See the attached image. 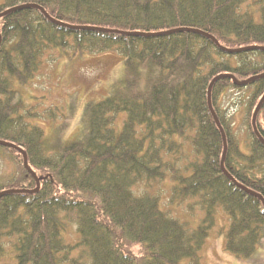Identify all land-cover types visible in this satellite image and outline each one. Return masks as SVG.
<instances>
[{"label": "trees", "instance_id": "trees-1", "mask_svg": "<svg viewBox=\"0 0 264 264\" xmlns=\"http://www.w3.org/2000/svg\"><path fill=\"white\" fill-rule=\"evenodd\" d=\"M246 2L0 0V257L8 242L12 264H200L214 205L230 219L225 249L255 255L264 237V100L259 135L251 120L264 96V1H252L258 13ZM54 51L116 52L123 62L124 77L85 104L70 141L49 142L21 97ZM229 92L245 98L244 142L221 104ZM165 179L173 198L206 208L195 228L134 192Z\"/></svg>", "mask_w": 264, "mask_h": 264}, {"label": "rangeland", "instance_id": "rangeland-1", "mask_svg": "<svg viewBox=\"0 0 264 264\" xmlns=\"http://www.w3.org/2000/svg\"><path fill=\"white\" fill-rule=\"evenodd\" d=\"M252 1L247 0L243 9L254 8V11L260 12V4L253 6ZM262 4L264 6V2ZM256 18L260 20L259 14ZM123 77V62L116 52L61 58L54 51L43 60L29 85L21 87V97L26 107L38 114L30 121H36L49 142L56 139L70 141L80 135L85 104L107 97L112 87ZM221 102L237 139L244 142L247 138L244 125L245 98L242 93L229 92ZM134 192L158 197L163 211L189 224L190 228H195L206 213V208L201 207L198 198L183 201L173 198L168 179L140 183ZM212 212L214 225L200 251V264H264V237L257 243L255 255L250 260L238 259L225 249V234L230 224L228 215L220 205H214ZM74 229L72 226L64 234L66 241L71 244L78 240ZM2 247L4 254L0 257V264H12V243L4 242Z\"/></svg>", "mask_w": 264, "mask_h": 264}, {"label": "water", "instance_id": "water-1", "mask_svg": "<svg viewBox=\"0 0 264 264\" xmlns=\"http://www.w3.org/2000/svg\"><path fill=\"white\" fill-rule=\"evenodd\" d=\"M253 79H254V78H253ZM253 79H250V80H253ZM213 82H214V81H212V83L210 84V86H209V88H208V105H209L210 110L212 109V107H211V104H210V98H209V97H210V91H211V87H212ZM247 82H248V81L246 80V81L240 82L239 84H240V85H244V84H246ZM263 100H264V96L262 97V99H261L260 102L258 103V105H257V107H256V109H255V111H254V113H253L252 120H251L252 128L254 129V131H255V133H256L257 135H259V134L257 133L256 127H255V118H256V114H257V112L259 111L260 105H261V103L263 102ZM213 117H214V120H215L216 125L219 127L220 132H221V134H222V138H223V142H224V152H223V158H224L225 149H226L225 136H224V133H223V131H222V128H221V126H220V124H219V121L217 120V118H216V116H215L214 114H213ZM3 145L8 146V147H13V148H14V146H13V145H10V144H3ZM19 151L21 152V150H19ZM23 158H24V155H23ZM221 165H222V162H221ZM24 166H25V168H27V164H26L25 158H24ZM27 169H28V168H27ZM222 169H223V166H222ZM224 171H225V170H224Z\"/></svg>", "mask_w": 264, "mask_h": 264}]
</instances>
